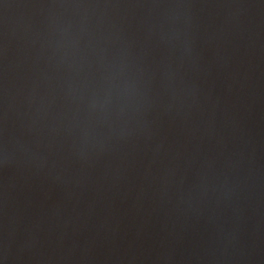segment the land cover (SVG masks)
Segmentation results:
<instances>
[{
  "label": "water",
  "instance_id": "water-1",
  "mask_svg": "<svg viewBox=\"0 0 264 264\" xmlns=\"http://www.w3.org/2000/svg\"><path fill=\"white\" fill-rule=\"evenodd\" d=\"M0 264H264V0H0Z\"/></svg>",
  "mask_w": 264,
  "mask_h": 264
}]
</instances>
